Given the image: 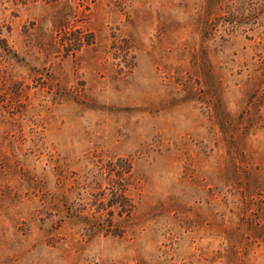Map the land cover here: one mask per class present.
I'll return each instance as SVG.
<instances>
[{
  "label": "rangeland",
  "instance_id": "374dc122",
  "mask_svg": "<svg viewBox=\"0 0 264 264\" xmlns=\"http://www.w3.org/2000/svg\"><path fill=\"white\" fill-rule=\"evenodd\" d=\"M1 23L0 264H264V0Z\"/></svg>",
  "mask_w": 264,
  "mask_h": 264
},
{
  "label": "trees",
  "instance_id": "16d2710c",
  "mask_svg": "<svg viewBox=\"0 0 264 264\" xmlns=\"http://www.w3.org/2000/svg\"><path fill=\"white\" fill-rule=\"evenodd\" d=\"M9 1H14L15 2V4H17L18 3V0H0V4H5L6 2H9ZM19 1H28V0H19ZM33 1H43V2H46V3H58V2H60V1H62V0H33ZM5 28H6V26L4 25V24H0V47L2 48V49H4L5 51H7V53L8 54H11L12 53V51L11 50H9V48H8V44H7V40H6V38H4L5 37ZM75 42H78V43H80L81 42V39L80 38H77V39H75ZM5 84H8L7 82L5 83ZM12 86V81L11 80H9V87H11ZM14 86V85H13ZM12 86V87H13ZM121 201L119 202V203H121L122 201H126V203H128L129 201H128V199L125 197V196H123V195H121V199H120ZM122 206V205H121ZM130 206H131V208H132V206H133V204L131 205L130 204ZM133 208H134V206H133ZM133 208H132V210H133ZM132 213V212H131ZM130 213V214H131ZM120 216H123V211H121V213L119 214ZM116 224H114V222L112 221V220H110V225L109 226H115Z\"/></svg>",
  "mask_w": 264,
  "mask_h": 264
}]
</instances>
